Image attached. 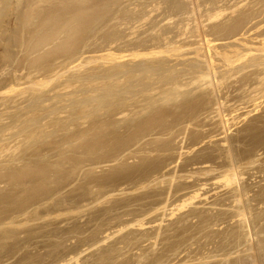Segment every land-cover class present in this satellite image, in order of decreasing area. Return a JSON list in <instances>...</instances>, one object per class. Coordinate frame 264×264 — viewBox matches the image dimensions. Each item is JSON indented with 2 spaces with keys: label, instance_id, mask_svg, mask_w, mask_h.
Returning <instances> with one entry per match:
<instances>
[{
  "label": "rangeland",
  "instance_id": "obj_1",
  "mask_svg": "<svg viewBox=\"0 0 264 264\" xmlns=\"http://www.w3.org/2000/svg\"><path fill=\"white\" fill-rule=\"evenodd\" d=\"M2 1L6 6V0ZM191 2L21 0V8L4 6L0 17L7 16H2L4 21L0 18V24L12 32L8 29V35L3 31L7 37L2 36L0 26V264H252L255 259L264 264V52L260 51L264 49V0H248L245 6L236 5L239 8L233 0L234 8L218 18L212 14L216 7H223V0H202L204 7L196 14L204 18L199 21H204L212 41L209 53L199 32L195 33L202 24L195 20L198 15ZM252 18L247 29L254 28L240 37H246L244 43L251 39L254 51L247 53L242 47L247 54L241 57L243 42L226 38L231 33L224 25ZM45 38L59 42L50 46ZM227 39L241 52L230 49ZM169 44L176 45L171 52ZM163 47L168 48L167 54ZM149 49L158 51L156 60L154 55H144ZM134 50L139 55H131ZM110 52L115 53L111 61ZM228 52L233 63L225 60ZM125 54L129 56L122 57ZM204 54L216 61L215 80L201 74L209 71ZM221 54H227L223 60L233 67L224 65ZM254 60L258 66L255 62L251 66ZM145 62L154 64L149 66L155 74L157 65L173 74L163 70L165 74L159 71V76H153L143 68ZM139 69L144 71L141 78L135 77ZM147 74L153 78L149 75L146 80ZM166 74L169 79L163 83L160 77ZM36 78L49 84L38 86ZM177 81L182 90L174 86ZM108 83L113 96L106 93L111 90ZM141 83H151L152 88ZM101 93L108 97L102 100ZM94 94L100 96L96 101H92L98 96ZM98 100L104 104L98 107ZM218 100L223 102L221 108ZM222 111L229 119L223 125ZM230 160L242 175L239 185L225 182ZM237 196L244 197L243 208ZM234 200L240 201L239 206ZM243 209L247 216L239 217Z\"/></svg>",
  "mask_w": 264,
  "mask_h": 264
},
{
  "label": "bare ground",
  "instance_id": "obj_2",
  "mask_svg": "<svg viewBox=\"0 0 264 264\" xmlns=\"http://www.w3.org/2000/svg\"><path fill=\"white\" fill-rule=\"evenodd\" d=\"M41 1H42V0H41ZM70 1H71V0H70ZM187 1H188V0H187ZM190 1H192V2H191V3H192V6H191L192 8H191V9H192V11L195 12L194 15H198L199 13H198V14H196V13L199 12V10H200L199 8L203 9V7H204L203 4H202V2H201L202 0H201V1H200V0H190ZM213 1H214V0H213ZM225 1H226V0H223V5L220 4V5H222L223 7H221V8H220V7H216V8L214 9V10H215V11H214L215 13L212 14V16H213L214 18H218L220 15H221V17H222V13H223V12L228 11V12H225V13H229V9L232 10V9L234 8V7L231 8V6H230V3H232L233 0H227L226 2H225ZM236 1H237V2L235 3V6H236V5H237V6H238V5H239V6H240V5L242 6V4H243V6H245L244 3H246V1H248V0H236ZM251 1H252V0H251ZM256 1H257V0H256ZM5 2H7V3H6V6H5V5H4V6H5L7 9H10L11 7H12L11 9H15L17 6L20 5L21 0H6ZM22 2H23V1H22ZM33 2H34V1H33ZM44 2H45V1H44ZM79 2H81V1H79ZM84 2H85V1H84ZM84 2H83V3H84ZM157 2H158V1H157ZM200 2H201L202 5L200 4ZM209 2H210V1H209ZM0 3H1V5L3 6L4 3H3L2 0H1ZM2 3H3V4H2ZM36 3H37V2H36ZM38 3H39V2H38ZM48 3H49V2H48ZM219 3H220V2H219ZM221 3H222V2H221ZM21 4L23 5V3H21ZM57 4H58V3H57ZM134 4H135V3H134ZM159 4H160V3H159ZM189 4H190V2H189ZM208 4H209V3H208ZM217 4H218V3H217ZM22 5H20L19 7L21 8ZM187 5H188V4H187ZM249 5H250V4H249ZM251 5H252V4H251ZM4 6H3V7L0 6V8H2V11H1V9H0V12L5 11V10H3V9H4ZM152 6H153V5H152ZM160 6H163V5H160ZM208 6H209V5H208ZM217 6H218V5H217ZM232 6H233V5H232ZM237 6H236V7H237ZM236 7H235V8H236ZM6 8H5V9H6ZM91 8H92V7H91ZM206 8H207V7H206ZM237 8H239V7H237ZM252 8H253V7H252ZM255 8H256V7H255ZM262 8H263V6H262ZM7 9H6V10H7ZM11 9H10V10H11ZM17 9H18V8H17ZM43 9H44V8H43ZM245 9H246V8H245ZM20 10H21V9H20ZM20 10H19V11H20ZM159 10H160V9H159ZM234 10H235V9H234ZM252 10H253V9H252ZM8 11H9V10H8ZM19 11H18V12H19ZM81 11H82V10H81ZM190 11H191V10H190ZM241 11H242V10H241ZM6 12H7V11H6ZM6 12H4V14H6ZM9 12H11V11H9ZM20 12H21V11H20ZM71 12H72V11H71ZM152 12H153V11H152ZM170 12H171V11H170ZM230 12H231V11H230ZM233 12H234V11H233ZM79 13H80V12H79ZM167 13H168V12H167ZM188 13H190V12H188ZM188 13H187V14H188ZM191 13H192V12H191ZM191 13H190V15H191ZM211 13H213V12H211ZM211 13H210V14H211ZM7 14H8V13H7ZM13 14H14V10H13ZM15 14H16V13H15ZM86 14H87V13H86ZM179 14H180V13H179ZM232 14H233V13H232ZM10 15H11V13H10ZM10 15H9V16H10ZM77 15H78V14H77ZM177 15H178V14H177ZM208 15H209V14H208ZM208 15H207V16H208ZM223 15H224V14H223ZM230 15H231V14H230ZM2 16H4V15H2ZM2 16H1V17H2ZM5 16H7V15H5ZM5 16H4V17H5ZM50 16H51V15H50ZM80 16H81V13H80ZM202 16H203V15H202ZM256 16H258V15H256ZM256 16L253 17V18H254V19L257 18ZM1 17H0V18H1ZM55 17H57V16H55ZM69 17H70V16H69ZM171 17H172V16H171ZM209 17H211V16L209 15ZM230 17H231V16H230ZM5 18H6V17H5ZM5 18H4V19H5ZM27 18H28V17H27ZM30 18H31V17H30ZM200 18H201V19H204L203 17H200V16L198 15V16L195 18V20H196V19L198 20V24H199V22H201L199 25L202 24V27L200 26V28H202V29H200L199 26H197V23H195V28H196V26H197V29H199L197 32L195 31V33H198V32H199L198 35H200L201 38H200L199 36H198V37L200 38V40H202V41L204 42L205 45H204L203 43H199V44H202V46L204 45L203 48H204V49L206 48L207 53H209V50H211V52H212V48H210V47H212V46L209 45V43H208V42H210L211 40H209V38H210L209 36H208L209 38H207V34H206V30H205V29H207V27L204 26V21H203V22H202V20L199 21ZM205 18H206V17H205ZM211 18H212V17H211ZM253 18H252V19H249V21H248V20H244V21L241 20V21H238L237 24H235V25L232 24V25L227 26L226 24L224 25V23H221V24H219V26L224 25V29L227 27V31H228L229 33H231V35H230L229 37H226V36H225V37H226V38H229V40L232 39L233 41H234V40L242 41V39H243V41L245 42V41H248L247 39L245 40L246 37H245V38H242V37H240V36H243V37L246 36L247 33H250V32H251V29L254 28V27H253V28L247 29V26H249V24H250V22L253 20ZM2 19H3V17H2ZM4 19H3V21H4ZM44 19H45V18H44ZM47 19H48V18H47ZM171 19H172V18H171ZM186 19H187V18H186ZM227 19H228V17H227ZM227 19H226V20H227ZM13 20H14V19H13ZM35 20H36V19H35ZM50 20H51V19H50ZM71 20H72V19H71ZM76 20H77V19H76ZM167 20H168V19H167ZM195 20H194V22H195ZM30 21H31V20H30ZM67 21H68V20H67ZM212 21H213V20H212ZM228 21H229V20H228ZM1 22H2V21H1ZM26 22H27V21H26ZM52 22H54V20H52ZM56 22H57V21H56ZM65 22H66V21H65ZM72 22H73V21H72ZM181 22H182V21H181ZM184 22H185V21H184ZM186 22H187V21H186ZM191 22H192V21H191ZM206 22H207V21H206ZM28 23H29V22H28ZM32 23H33V22H32ZM60 23H61V22H60ZM251 23H253V21H252ZM49 24H50V23H49ZM65 24H66V23H65ZM189 24H190V23H189ZM189 24H188V25H189ZM193 24H194V23H193ZM258 24H259V23H258ZM27 25H28V24H27ZM43 25H44V24H43ZM54 25H55V24H54ZM67 25H68V24H67ZM73 25H74V24H73ZM186 25H187V24H186ZM205 25H206V24H205ZM253 25H254V24H253ZM256 25H257V24H256ZM0 26L2 27V24H0ZM3 26H4V23H3ZM41 26H42V25H41ZM203 26H204V27H203ZM1 27H0V28H1ZM13 27H14V26H13ZM46 27H47V26H46ZM51 27H53V25H52ZM65 27H66V26H65ZM183 27H184V26H183ZM256 27L258 28V26H256ZM6 28H7V27H6ZM6 28H5V29H6ZM15 28H17V27H15ZM190 28H191V27H190ZM195 28H194V29H195ZM204 28H205V29H204ZM213 28L215 29V27H213ZM213 28H212V29H213ZM1 29H2V34H3V35H2V34H0V35L4 36V35H5V33H3V31H4L3 29H4V28L2 27ZM8 29H10V28H8ZM8 29H7V30H8ZM28 29H29V28H28ZM58 29H59V28H58ZM72 29H73V26H72V28H71L70 30H72ZM192 29H193V28H192ZM197 29H196V30H197ZM228 29H229V30H228ZM255 29H256V28H255ZM255 29H254V30H255ZM7 30L4 31V32H6V34H7V32H8ZM14 30H15V29H14ZM0 31H1V30H0ZM10 31H11V29H10ZM10 31H9V32H10ZM36 31H37V29H36ZM47 31H48V30H47ZM53 31H54V30H53ZM72 31H73V30H72ZM72 31H71V32H72ZM185 31H186V30H185ZM252 31H253V30H252ZM11 32H12V31H11ZM14 32H15V31H14ZM37 32H38V31H37ZM40 32H41V31H40ZM63 32H64V30H63ZM186 32H187V31H186ZM15 33H16V32H15ZM48 33H49V32H48ZM56 33H57V32H56ZM64 33H65V32H64ZM8 34H9V33H8ZM8 34H7V35H8ZM67 34H68V33H67ZM67 34H66V35H67ZM71 34H72L71 36H73V33H71ZM226 34H227V33H226ZM58 35H59V34H58ZM182 35H183V34H182ZM186 35H187V34H186ZM189 35H190V34H189ZM209 35H210V34H209ZM218 35H219V34H218ZM259 35H260V34H259ZM5 36H6V35H5ZM10 36H11V35H10ZM35 36H36V35H35ZM46 36H47V35H46ZM261 36H263V35L261 34ZM6 37H7V36H6ZM6 37H5V38H6ZM38 37H39V36H38ZM38 37H37V39H39ZM41 37H42V36H41ZM44 37H45V36H44ZM49 37H50V36H49ZM52 37H53V35H52ZM52 37H50V40H51ZM57 37H60V36H57ZM180 37H181V36H180ZM3 38H4V37H3ZM11 38H12V36H11ZM14 38H15V37H14ZM71 38H72V37H71ZM168 38H169V37H168ZM181 38H182V37H181ZM220 38H221V37H220ZM220 38H219V39H220ZM226 38H225V39H226ZM0 39H1V37H0ZM8 39L10 40V38H8ZM8 39H7V40L4 39V40L8 41ZM15 39H16V38H15ZM20 39H21V38H20ZM37 39H36V41H37ZM45 39H47V38H45ZM73 39H74V38H73ZM179 39H180V38H179ZM190 39L192 40L191 37H190ZM193 39H194V38H193ZM196 39H197V38H196ZM41 40H42V39H41ZM43 40H44V39H43ZM52 40H53V39H52ZM165 40H166V39H165ZM174 40H175V39H174ZM212 40H213V39H212ZM232 40H231L230 42H232ZM250 40H251V39H250ZM250 40H249V42H246V43H244V42L242 41L243 44H242V42H241L242 46H241L239 49H241L242 47H244V49H245L244 51H246V50L248 51V50H249L247 53H249V52H251V51H254V49L252 50V45L250 44ZM256 40H257V39H256ZM258 40H259V37H258ZM38 41H39V43H40V40H38ZM53 41H54V40H53ZM53 41H52V42H51V41L49 42L48 39L46 40V42H49V45H50L51 43H52L51 45H53V44L55 45V43H56L57 41H56L55 43H54ZM64 41H65V40H64ZM215 41H216V40H215ZM227 41H228V39H227ZM238 41H237V42H238ZM12 42H13V41H12ZM33 42H35L34 39L32 40V44H33ZM58 42H59V41H58ZM58 42H57V43H58ZM60 42H61V41H60ZM65 42H66V41H65ZM153 42H154V41H153ZM153 42H152V43H153ZM158 42H159V40H158ZM164 42H165V41H164ZM211 42H212V41H211ZM213 42H214V41H213ZM216 42H217V41H216ZM228 42H229V41H228ZM230 42H229V44L227 45V46L231 47L230 49H233L232 47L237 48V46H238L237 44H233V43H230ZM252 42H253V41H252ZM261 42H264V41H261ZM1 43H2V40H1L0 44H1ZM10 43H11V41L9 42V44H10ZM26 43H27V42H26ZM28 43H29V42H28ZM36 43L38 44V42H36ZM41 43L43 44V41H41ZM143 43H144V42H143ZM165 43H166V42H165ZM167 43H168V42H167ZM170 43H173V42H170ZM239 43H240V42H239ZM6 44H7V42H6ZM6 44H5V46H6ZM18 44H21V43L18 42ZM30 44H31V43H30ZM30 44H29V45H30ZM44 44H45V43H44ZM47 44H48V43H47ZM47 44H46V46H49V45H47ZM60 44L62 45V42H61ZM63 44H64V42H63ZM67 44H69V43H67ZM70 44H72V43H70ZM70 44L67 45V47L70 48V47H71ZM146 44H147V43H146ZM156 44H157V42H156ZM162 44H164V43H162ZM177 44H178V43H177ZM212 44H213V43H212ZM7 45H8V44H7ZM11 45H12V44H11ZM40 45H41V44H40ZM51 45H50V46H51ZM61 45H60V46H61ZM65 45H66V43H65ZM159 45H160V44H159ZM166 45L168 46V44H166ZM169 45H170V44H169ZM189 45H190V44H189ZM195 45H196V44H195ZM195 45H194V47H195ZM236 45H237V46H236ZM261 45H263V44H261ZM33 46H34V49H35V47H37V45H36L35 43H34V45H32V48H33ZM43 46H44V45H43ZM55 46H57V45H55ZM62 46H63V45H62ZM154 46H156V45H154ZM170 46H171V48H172V47H175L176 45H175V46H174V45L172 46V44H171ZM170 46H169V47H170ZM196 46H198V45H196ZM14 47H15V46H14ZM16 47H17V46H16ZM38 47H39V46H38ZM41 47H42V46H41ZM140 47H141V46H140ZM145 47H146V46H145ZM159 47H161V46H159ZM6 48H7V46H6ZM12 48H13V47H12ZM48 48H50V47H48ZM51 48H53V47H51ZM51 48H50V49H51ZM71 48H72V47H71ZM143 48H144V47H143ZM147 48H148V47H147ZM151 48H153V47H151ZM171 48H169V49H170V50H169L168 48H164V47H163V49H165V51L168 49V51H170V52L173 51V48H172V50H171ZM179 48H181V45L178 46V49H179ZM213 48H214V46H213ZM215 48H217V47H215ZM215 48H214V49H215ZM14 49H16V48H14ZM18 49H19V48H18ZM27 49H28V48H27ZM44 49H45V47H44ZM44 49H43V51H45ZM50 49H49V50H50ZM62 49H63V48H62ZM64 49H66V48H64ZM138 49H140V48H138ZM158 49H159V48H157V50H158ZM222 49H225V48H222ZM227 49L229 50V48H227ZM239 49H233V51H234V50L237 51V50H239ZM9 50H10V49H9ZM31 50H32V49H31ZM51 50H52V49H51ZM58 50H60V49L58 48ZM66 50H67V49H66ZM68 50H71V49H68ZM136 50H137V49H136ZM152 50H153V49H152ZM155 50H156V49H155ZM157 50H156V51H150V49H149V52H146V51L144 50V52H145L144 55H147V57H148V55H151V56H152V55H154L155 53L158 54V51H157ZM159 50H160V49H159ZM179 50H180V49H179ZM202 50H203V49H202ZM218 50H219V49H218ZM26 51H27V50H26ZM35 51H37V50H35ZM47 51H48V50H47ZM52 51H53V50H52ZM56 51H57V49H56ZM147 51H148V50H147ZM165 51L163 50V54H164ZM168 51H166L165 54H167ZM174 51H177V49L175 48ZM216 51H217V49H215V52H216ZM225 51H227V50L225 49ZM230 51H231V50H230ZM241 51H243V50L241 49ZM241 51H237V52H241ZM244 51H243V52H244ZM260 51H261V52H262V51L264 52V49H263V50H260ZM37 52H38V51H37ZM37 52H36V53H37ZM40 52H42V50H40ZM40 52H39V54H40ZM50 52H51V51H50ZM50 52H49V53H50ZM57 52H58V51H57ZM62 52H63V51H62ZM106 52H107V51H106ZM133 52H135V53H133ZM133 52H132L133 54H131V55H134V56L139 55V54H138L139 50H138V51H135V50H134ZM136 52H137V53H136ZM141 52L143 53V51H141ZM159 52H160V51H159ZM170 52H169V53H170ZM213 52H214V50H213ZM220 52L222 53V51H220ZM237 52H235V53H237ZM9 53H10V52H9ZM14 53H15V50H14ZM14 53L12 52V54H14ZM18 53H19V52H18ZM27 53H29V52H27ZM60 53H61V52H60ZM66 53H67V52H66ZM68 53H69V51H68ZM112 53H113V52H112ZM112 53L110 52V53H107L108 56L106 55L107 57H109V59H108L109 61H111V60H110V59L112 58L111 55L113 56V55L115 54V53H113V54H112ZM130 53H131V52H130ZM161 53H162V51H161ZM204 53H206V52L204 51ZM207 53H206V54H207ZM216 53L219 54V51L216 52ZM223 53H225L224 50H223ZM228 53H229V52H228ZM228 53H227V54H228ZM244 53H245V52H244ZM247 53H245V54L242 55L241 57L245 56ZM251 53H252V52H251ZM10 54H11V53H10ZM10 54H9V55H10ZM12 54H11V56H12ZM23 54H24V53H23ZM29 54H30V53H29ZM33 54H35V53H33ZM44 54H45V53H44ZM46 54H48V53H46ZM46 54H45V55H46ZM53 54H54V53H53ZM123 54H124V53H123ZM157 54H155V55H157ZM170 54H171V53H170ZM170 54H169V56H170ZM184 54H185V53H184ZM206 54H204V55H205L204 57H206ZM218 54H216V55H218ZM227 54H226V55H227ZM229 54H230V53H229ZM242 54H243V53H242ZM261 54H262V53H261ZM7 55H8V53H7ZM16 55L18 56L19 54H16ZM40 55H41V54H40ZM42 55H43V54H42ZM109 55H110V56H109ZM116 55L119 56L120 54H116ZM121 55H122V54H121ZM126 55H127V54H125V56H122V57H126ZM155 55L153 56V57H155L154 60H156V56H155ZM160 55H161V54H160ZM172 55H173V54H172ZM208 55H209V54H208ZM208 55H207V56H208ZM213 55H214V53L212 54V56H213ZM221 55L223 56L224 54H221ZM226 55H224V56H226ZM240 55H241V54H240ZM240 55H239V56H240ZM248 55H249V54H248ZM254 55H255V54H254ZM43 56H44V55H43ZM67 56H68V55H67ZM106 56H105L104 58H106ZM127 56H129V54H128ZM141 56H142V55H141ZM176 56H177V55H176ZM179 56H181V55H179ZM182 56H183V54H182ZM212 56H211V54H210V57H212ZM224 56L221 57L222 60L224 59ZM229 56H231V54L228 55L227 58L225 57V60L228 59L231 63H233V62L229 59ZM239 56H237V57H239ZM15 57H16V56H15ZM110 57H111V58H110ZM120 57H121V56H120ZM120 57H119V58H120ZM122 57H121V58H122ZM142 57H143V56H142ZM142 57H141V58H142ZM147 57H146V59H147ZM149 57H150V56H149ZM157 57H159V55H158ZM161 57L163 58V56H161ZM210 57H209V58H210ZM213 57H214V56H213ZM213 57H212V58H213ZM217 57L219 58V56H216L215 58L218 59ZM262 57H263V56H261V58H262ZM5 58H7V57H5ZM9 58L11 59V57H9ZM27 58H28V57H27ZM34 58H35V57H34ZM40 58H42V57H40ZM43 58H45V57H43ZM71 58H72V57H71ZM114 58H115V59H118V57H115V56H114ZM114 58H113V60H115ZM121 58H120V59H121ZM135 58H136V57H135ZM139 58H140V57H139ZM151 58H152V57H151ZM162 58H161V59H162ZM164 58H165V56H164ZM206 58H207V57H206ZM234 58H236V57H234ZM239 58H240V57H239ZM261 58H260V59H261ZM10 59H9V60H10ZM13 59H14V56H13ZM50 59H51V58H50ZM159 59H160V58H159ZM170 59H171V58H170ZM170 59L168 58V61H169ZM213 59H214V58H213ZM231 59L234 60L233 57H232ZM251 59H252V58H251ZM43 60H44V59H43ZM147 60H148V59H147ZM147 60H145V61H147ZM150 60H151V59H150ZM150 60H148V61L150 62ZM166 60H167V59H166ZM171 60H172V59H171ZM184 60H185V59H184ZM208 60H209V59L207 58V61H208ZM236 60H237V58H236ZM252 60H253V59H252ZM255 60H256V59H255ZM255 60L252 62V64L250 63L251 66L257 65L256 62H255ZM261 60L264 61V57H263V59H261ZM33 61H34V60H33ZM40 61H41V60H39V62H40ZM151 61H152V60H151ZM162 61H163V60H162ZM162 61H161V62H162ZM168 61H166V62H168ZM220 61H221V60H220ZM220 61H219V62H220ZM223 61H224V60H223ZM223 61H222V62H223ZM229 61H228V62H229ZM258 61H259V59H258ZM41 62H42V61H41ZM69 62H70V61H69ZM141 62L143 63L144 60H143V61L141 60ZM149 62H147V63H149ZM158 62H159V61H158ZM169 62H170V61H169ZM211 62H212V63H211ZM213 62H214V64L216 63V61H212L211 58H210L209 62L207 63V64H209V66H207V68H209V71H208V72H209L210 74H208V72H207V74L203 73V71H204V70H203V71L201 72V74H202L203 76L208 77V75H209V76L211 75V77H213V75L217 73V72L214 73L215 66H214ZM217 62H218V61H217ZM224 62H225V61H224ZM230 62H229L228 64H230ZM234 62H235V60H234ZM254 62H255V64H254ZM138 63H139V62H138ZM147 63L145 62L146 65L143 64V65H144L143 68H145V70H147L148 73H149V71H150V72L153 74V76H154V75L157 76V75H158V72H159V71H160V72H161V71L163 72V70H166V72L168 73V70L165 68V67H167L166 65H164V68H165V69H163V67H160V68H161V70H160V69L158 68V65L155 64V65H157L156 68L159 70V71H157V74H155L156 72L153 73L154 70L151 71L152 69H151V67H150V66H152V68H153V65H154V64H153V65H151V64H148V65H147ZM152 63H154V62L152 61ZM155 63H157V62L155 61ZM162 63H165V62L163 61ZM170 63H171V62H170ZM261 63H262V62H261ZM263 63H264V62H263ZM228 64H226V62H225L224 65H226V66H228V67H233V66H232L233 64H231V66H229ZM253 64H254V65H253ZM259 64H260V61H259L258 65H259ZM7 65H8V64H7ZM44 65H45V64H44ZM137 65H140V64H137ZM149 65H150V66H149ZM160 65L163 66L161 63H160ZM169 65H170V64H169ZM169 65H168V66H169ZM215 65H217V64H215ZM258 65H257V66H258ZM46 66H47V65H46ZM175 66H176V65H175ZM226 66H225V67H226ZM259 66H261V65H259ZM3 67H4V66H3ZM37 67H38V66H37ZM37 67H36V68H37ZM120 67H121V66H120ZM138 67H139V66H138ZM138 67H137V68H138ZM148 67H149V68H148ZM216 67H217V66H216ZM219 67H220V66H219ZM219 67H217L216 69H218ZM242 67H244V66H242ZM262 67H263V66H262ZM56 68H57V67H56ZM114 68H116V67L114 66ZM123 68H124V67H123ZM139 68H140V67H139ZM207 68H206V69H207ZM222 68H223V67H222ZM258 68H259V67H258ZM2 69H3V68H2ZM110 69H111V68H110ZM170 69H171V68L169 67V71H171ZM248 69H249V67H248ZM250 69H251V68H250ZM4 70H5V69H4ZM4 70H3V71H4ZM30 70H31V69H30ZM33 70H34V69H33ZM155 70H156V69H155ZM195 70H196V69H195ZM243 70H246V69L243 68ZM24 71H25V70H24ZM57 71H58V69L56 70V73H57ZM125 71H126V70H125ZM134 71H135V70H134ZM134 71H133V72H134ZM138 71H140V73L137 72L138 74L135 75V77H137V76L139 77V76H141V75H139V74L144 73V71H142V70H140V69H139ZM141 71H142V72H141ZM147 71H145V72H147ZM176 71H177V70H176ZM246 71H247V70H246ZM41 72H42V69H41ZM113 72H115V71L113 70ZM116 72H117V71H116ZM122 72L124 73V70H123ZM160 72H159V73H160ZM0 73H1V72H0ZM21 73H22V72H21ZM36 73H37V72H36ZM119 73H121V71H119ZM125 73H126V72H125ZM130 73H131V72H130ZM163 73L165 74V72H163ZM170 73H171V72H170ZM170 73H168V74L170 75ZM213 73H214V74H213ZM238 73H239V72H238ZM32 74H33V72H32ZM54 74H55V71L53 70V75H54ZM57 74H58V73H57ZM88 74H89V73H88ZM134 74H135V73H134ZM152 74H149V75L152 76ZM161 74H162V73H161ZM168 74H166V75H168ZM172 74H173V73H171V75H172ZM212 74H213V75H212ZM220 74H221V73H220ZM241 74H242V73H241ZM263 74H264V73H263ZM1 75H2V74H1ZM114 75H118V73H117V74L114 73ZM149 75H148V74L146 75V77H145L146 80H147V78H148ZM166 75H165V78H164V75H163V76L160 75V76H161L160 78L162 79V82H163V83H164V82L166 83V80L168 81V79H169V78L166 79L167 77H169V75H168V76H166ZM171 75H170V76H171ZM216 75H218V73H217ZM27 76H28V75H27ZM103 76H104V75H103ZM112 76H113V75H112ZM133 76H134V75H133ZM142 76H145V75H142ZM151 76H149V78H150ZM153 76H152L151 78H153ZM158 76H159V75H158ZM174 76H175V74H174ZM180 76H181V75H177L176 78H175V80H177V79L179 80ZM200 76H201V75H200ZM214 76H215V75H214ZM233 76H234V75H233ZM236 76H237V75H236ZM261 76H262V75H261ZM55 77H56V74H55ZM162 77L164 78V80H163ZM178 77H179V78H178ZM211 77H210V78H211ZM221 77H222V76H221ZM25 78H26V77H25ZM139 78H141V77H139ZM143 78H144V77H143ZM143 78H142L141 80L139 79L140 82H141L142 80H143V81L145 80V78H144V79H143ZM154 78H155V77H154ZM156 78H157V77H156ZM173 78H174V77L172 76V78H170V80L173 79ZM199 78H200V77H199ZM201 78H203V77H201ZM263 78H264V77H263ZM27 79H28V78H27ZM38 79H39V78H38ZM38 79L36 78L35 80H37L36 82L39 83L40 85L37 84V83H35V81H33V83L37 84L38 86H41V83L45 82V81H44L45 79H42L43 82H41L42 80L40 81L41 77H40L39 80H38ZM51 79L54 80L53 77L50 78V76H49V80H50V81H52ZM187 79H188V78H187ZM191 79H192V78H191ZM205 79H206V78H205ZM212 79H214V77H213ZM212 79H211V80H212ZM261 79H262V78H261ZM15 80H18V79H15ZM46 80H48V78H46ZM49 80H48V81H49ZM113 80H114V79H113ZM136 80H137V82L139 81L138 79H136ZM151 80H152V79H151ZM154 80H156V79H154ZM154 80H152V81H154ZM157 80H158V79H157ZM170 80H169V81H170ZM175 80H174V81H175ZM189 80H190V79H189ZM194 80L197 82V78H195ZM203 80H204V78H203ZM211 80L209 79V82H211ZM214 80H215V79H214ZM220 80H221V79H220ZM225 80H226V79H225ZM21 81H23V80H21ZM31 81H32V80H31ZM38 81H39V82H38ZM48 81H47V83H48ZM50 81H49V82H50ZM111 81H112V80H111ZM149 81H150V79H149ZM160 81H161V80H160ZM174 81H172V83H174ZM212 81H213V80H212ZM216 81H217V80H216ZM216 81H215V82H216ZM243 81H244V80H243ZM263 81H264V80H262V82H263ZM40 82H41V83H40ZM137 82H136V83H137ZM140 82H139V83H140ZM155 82H156V81H155ZM155 82H151V83H155ZM157 82H158V81H157ZM175 82H176V81H175ZM196 82L193 81V84H195ZM198 82H199V80H198ZM200 82H201V81H200ZM205 82H206V81H205ZM215 82H214V84H216ZM217 82H218V81H217ZM219 82H220V81H219ZM45 83H46V82H45ZM71 83H72V86H73L74 83H73V82H71ZM80 83H81V82H80ZM94 83H95V82H94ZM104 83H105V82H104ZM151 83H150V84H151ZM43 84H44V83H43ZM43 84H42V85H43ZM48 84H49V83H48ZM48 84H44V85L46 86V85H48ZM68 84H70V83H67V85H68ZM105 84H107V83H105ZM141 84H142V83H141ZM145 84H146V83H145ZM150 84H147L148 86L142 84V86H143V88H144V87L149 88V85H150ZM167 84H168V83H167ZM175 84H176V85H174V86L177 87L176 89H180V90L183 89V87H178V85L181 86V83H178V81H177V83H175ZM186 84H187V83H186ZM186 84H185V85H186ZM208 84H209V83H208ZM211 84H213V83H211ZM217 84L219 85V83H217ZM258 84L262 85L261 83H258ZM26 85H27V84H26ZM26 85H25V86H26ZM70 85H71V84H70ZM70 85H69V86H70ZM77 85H78V84H77ZM182 85H183V84H182ZM185 85H183V86H185ZM13 86H14V85H13ZM21 86H22V85H21ZM31 86H32V85H31ZM69 86H68V89H69ZM72 86H70V88H72ZM80 86H81V85H80ZM91 86H92V85H91ZM93 86H94V85H93ZM97 86H98V85H97ZM108 86H110L109 83H108L107 87H108ZM135 86H136V85H135ZM137 86L139 87L140 85H138V83H137ZM142 86H141V87H142ZM166 86H167V85H166ZM190 86H191V85H190ZM204 86H205V85H204ZM206 86H208V85L206 84ZM212 86H213V85H212ZM78 87H79V86H78ZM104 87H105V85H103V87H102L103 89H102V90L105 91L106 89H104ZM107 87H106V88H107ZM202 87H203V86H202ZM60 88H61V87H60ZM62 88H63V86H62ZM73 88H74V86H73ZM80 88H82V87H80ZM89 88H90V87H89ZM108 88H110V87H108ZM108 88H107V89H108ZM147 88H146V89H147ZM150 88H152V87L150 86ZM150 88H149L148 90H150ZM173 88H174V87H173ZM214 88H215V87H214ZM57 89H58V88H57ZM65 89H66V88H65ZM110 89H111V88H110ZM136 89H137V88H136ZM9 90H10V89H9ZM66 90H67V89H66ZM139 90H140V89H139ZM154 90H155V89H154ZM211 90H212V89H211ZM2 91H3V90H2ZM56 91H57V90H56ZM73 91H74V90H73ZM73 91H72V92H73ZM84 91H85V90H84ZM84 91H83V92H84ZM91 91H92V90H91ZM98 91H99V90H98ZM100 91H101V90H100ZM106 91H107V90H106ZM108 91H109V89H108ZM108 91H107L106 93H108V94H109V93H110V94H111V93L114 94V93L112 92V89L110 90V92H108ZM140 91H142V90H140ZM143 91H144V89H143ZM145 91H146V90H145ZM155 91H157V90H155ZM177 91H178V90H177ZM212 91H213V90H212ZM24 92H25V91H24ZM75 92H76V91H75ZM75 92L72 93V94H75ZM150 92H151V91H150ZM152 92H153V91H152ZM178 92H179V91H178ZM178 92H175V93L173 92L174 95H176L177 98L179 97V96H177V95L179 94ZM193 92H194V91H193ZM262 92H263V91H262ZM47 93H48V92H47ZM52 93H53V92H52ZM86 93H87V92L85 91V95H86ZM93 93H95V92H93ZM96 93H97V92H96ZM104 93H105V92H104ZM106 93H105V94H106ZM147 93H148V92H147ZM173 93H172V94H173ZM176 93H177V94H176ZM182 93H183V92H182ZM216 93H217V91H216ZM26 94H27V93H26ZM87 94L90 95L89 93H87ZM98 94L100 95V93H98ZM98 94H97V95H98ZM101 94H102V93H101ZM110 94H109V96H110ZM112 94H111V96H113ZM148 94H149V93H148ZM183 94H184V93H183ZM212 94H213V93H212ZM261 94H262V93H261ZM22 95H23V94H22ZM24 95H25V94H24ZM69 95H71V94H68V96H69ZM94 95L97 96L96 94H94ZM99 95H98L97 97H95V98L93 97L92 101H96V99H98V97H100ZM140 95H141V94H140ZM149 95H150V94H149ZM159 95H160V94H159ZM159 95H158V96H159ZM181 95H182V94H181ZM181 95H180V96H181ZM184 95L186 96V94H184ZM55 96H56V95H55ZM73 96H75V95H71L70 97L73 98ZM83 96H84V95H83ZM102 96L105 97L106 95H103V94H102V95H101V98H102ZM156 96H157V95H156ZM168 96H169V94H168ZM168 96H166V97L168 98ZM53 97H54V95H53ZM57 97H58V96H57ZM66 97H67V96H66ZM89 97H91V96H87V97H85V98H89ZM107 97H108V96H107ZM107 97H105L104 100H105ZM147 97L149 98V96H147ZM166 97H164V98H166ZM169 97H170V96H169ZM171 97L174 98L175 96L171 95ZM181 97H182V96H181ZM216 97H217V96H216ZM15 98H16V97H15ZM15 98H13V99L15 100ZM79 98H80V97H79ZM79 98H77V99H79ZM167 98H166V99H167ZM177 98L174 99L175 102H176V100L180 99V97H179L178 99H177ZM218 98H219V96H218ZM218 98H217V99H218ZM3 99H4V98H3ZM34 99H35V98H34ZM75 99H76V98H75ZM80 99H81V98H80ZM80 99H79V100H80ZM99 99H100V98H99ZM140 99H141V98H140ZM140 99H139V100H140ZM149 99H150V98H149ZM151 99H152V97H151ZM161 99H162V98H161ZM168 99H170V98H168ZM81 100H82V99H81ZM81 100H80V101H81ZM83 100H84V97H83ZM102 100H103V98H102ZM158 100H159V99H158ZM172 100H173V99H172ZM174 100H173V101H174ZM224 100H225V99H224ZM59 101H60V100H59ZM59 101H58V102H59ZM77 101H78V100H77ZM77 101H76V102H77ZM156 101H157V100H156ZM162 101H164V100H162ZM162 101H161V102H162ZM178 101H179V100H178ZM50 102H51V101H50ZM97 102H98V107H99V104H101L103 101L101 102V100H98ZM130 102H131V101H130ZM159 102H160V101H159ZM171 102H172V101H170V103H171ZM61 103H63V102H61ZM68 103H69V102H68ZM73 103H74V102H73ZM167 103H169V101H168ZM221 103H223V102H221V101L219 102V100L217 101V104L219 105V107H220ZM41 104H42V103H41ZM41 104H40V105H41ZM103 104H104V103H102V105H103ZM139 104H140V103H139ZM165 104H166V102H165ZM173 104H174V103H173ZM173 104H172V105H173ZM176 104H177V103H176ZM69 105H70V104H69ZM172 105H171V106H172ZM96 106H97V105H96ZM165 106H166V105H165ZM165 106H164V107H165ZM168 106H169V105H168ZM221 106H222V105H221ZM133 107H134V106H133ZM148 107H149V106H148ZM150 107H151V106H150ZM215 107H216V106H215ZM219 107H218L217 110H223V109H219ZM30 108H31V107H30ZM220 108H221V107H220ZM222 108H223V107H222ZM38 109H39V107H38ZM6 110H7V109H6ZM40 110H41V108H40ZM37 111H38V110H37ZM42 111H43V110H42ZM149 111H150V110H149ZM166 111H167V110H166ZM47 112H48V111H47ZM138 113H139V112H138ZM221 113L223 114L224 112L222 111ZM147 114H148V113H147ZM222 114H221V116H220V113H219V116H220L221 119H222V120H219V121H221V123H222V125H223V123H224L223 121L226 120L225 122L228 123L227 120H229V119H228V118L225 119L224 114H223V115H222ZM25 116H26V115H25ZM136 116H137V115H136ZM134 117H135V116H134ZM144 117H145V116H144ZM222 117H224V118H222ZM87 118H88V117H87ZM38 119H39V118H38ZM84 119H85V118H84ZM142 119H143V118H142ZM144 119H145V118H144ZM20 120H21V119H20ZM87 120H88V119H87ZM183 120H184V119H183ZM80 121H81V120H80ZM83 121H84V120H83ZM145 121H146V120H145ZM33 122H34V121H33ZM189 122H190V121H189ZM143 123H144V122H143ZM149 124H150V123H149ZM225 124H226V123H225ZM225 124H224V126H225ZM188 126H189V124H188ZM188 126H186V127H188ZM224 126H223V127H224ZM226 126H228V125H226ZM46 127H47V126H46ZM103 127H104V126H103ZM132 127H133V126H132ZM70 128H71V127H70ZM175 129H176V128H175ZM186 129H187V128H186ZM226 129H228V128L225 127L224 130H226ZM53 130H54V129H53ZM156 130H157V129H156ZM182 130H183V129H182ZM8 131H9V130H8ZM8 131H7V132H8ZM31 131H32V130H31ZM222 131H223V130H222ZM226 131H227V130H226ZM143 132H145V131H143ZM196 132H197V131H196ZM52 133H53V132H52ZM127 133H128V132H127ZM178 133H179V132H178ZM185 133H186V132H185ZM6 134H7V133H6ZM168 135H169V134H168ZM212 135H214V134H212ZM180 136H184V135H180ZM33 137H34V136H33ZM35 137H36V135H35ZM83 137H84V136H83ZM183 138H184V137H183ZM143 139H144V138H143ZM20 140H21V139H20ZM80 140H81V139H80ZM12 143H13V142H12ZM61 147H62V146H61ZM64 147H65V146H64ZM95 147H96V146H95ZM18 148H19V147H18ZM74 148H75V147H74ZM181 149H182V147H181ZM5 150H6V148H5ZM3 151H4V150H3ZM141 151H142V150H141ZM143 152H144V151H143ZM146 152H147V151H146ZM88 154H89V153H88ZM228 154H230V153H228ZM230 155H231V154H230ZM8 157H9V156H8ZM8 157H7V158H8ZM230 158H231V156H230ZM10 161H11V160H10ZM230 161H231V160H230ZM232 162H233V163H232ZM231 163H232V165H230V166H231V168H230L231 172H230L229 170H228V171L225 170V172H227V174H226V175L224 174V175H225V182H227L228 186H229V185L234 186V184H237V183H238V180L240 179V178H239V176H240V175H239V172L237 171V170H238V169H237V168H238V165H237V168H236V167H235V163H234L233 160L231 161ZM230 166H229V167H230ZM20 167H21V166H20ZM225 168H226V167H225ZM228 169H229V168H228ZM212 171H213V170H212ZM199 172H200V171H199ZM210 172H211V171H210ZM228 172H230V173H228ZM206 173H207V172H206ZM208 173H209V172H208ZM154 175H156V174H154ZM205 175H206V174H205ZM203 176H204V175H203ZM241 176H242V175H241ZM241 176H240V177H241ZM221 177H222V176H221ZM221 177H220V178H221ZM223 177H224V176H223ZM218 178H219V177H218ZM201 183H202V182H201ZM204 183H205V182H204ZM224 184H225V183H224ZM203 185H204V184H203ZM237 185H239V183H238ZM223 186H224V185H223ZM226 186H227V185H226ZM235 187H236V186H235ZM194 189H195V188H194ZM169 190H171V189H169ZM239 190H240V189H239ZM240 191H241V190H240ZM177 192H178V191H177ZM184 192H185V191H184ZM194 192H195V191H194ZM197 192H198V191H197ZM236 192H237V191H236ZM180 193H181V192H180ZM192 193H193V192H192ZM194 194H195V193H194ZM198 194H199V192H198ZM237 194H238V193H237ZM238 195H239V194H238ZM240 195H241V194H240ZM187 196H188V195H187ZM187 196H186V197H187ZM174 197H175V196H174ZM190 197H191V196H190ZM192 197H196V196H192ZM192 197H191V198H192ZM191 198H190V199H187V200H192ZM199 198H200V197H199ZM236 198H237V199L240 198L239 200L241 201V204H242V202H243L242 200H243L244 197L241 199V197L237 196ZM236 198H235V199H236ZM195 199H196V198H194V200H195ZM181 200H182V199H181ZM185 200H186V199H185ZM240 201H239V202H240ZM165 202H166V201H165ZM187 202H189V201H186V203H187ZM192 202H193V201H192ZM234 202H235V204H238V203H239L238 200H237V201L234 200ZM181 203H182V201H181ZM186 203H184V204H186ZM179 204H180V202H179ZM239 204H240V203H239ZM239 204H238V206H239ZM187 205L190 206L189 204H186L185 206H187ZM157 206H158V205H157ZM164 206H165V204H164ZM164 206H163V208H164ZM182 206H183V205H182ZM243 206H244V203L242 204V208H243ZM180 207H181V206H180ZM183 207H184V206H183ZM245 207H246V206H245ZM245 207H244V209H245ZM159 208H162V207H159ZM165 208H166V207H165ZM242 208H241V209H242ZM157 209H158V208H157ZM177 209H179L178 206H177ZM180 209H181V208H180ZM180 209H179V210H180ZM234 209H235V208H234ZM244 209H243L242 212L239 214V217H240V216L242 217L243 215H244V216L246 215L245 212H247V211H246V210L244 211ZM164 210H165V209H164ZM166 210H167V209H166ZM154 211H156V210H154ZM171 211H172V210H171ZM238 211H241V210L238 209ZM167 212H169V210H168ZM176 212H180V211H176ZM151 213H152V212H151ZM170 214H171V213H170ZM173 214H176V213L173 212ZM147 215H148V214H146L145 216H147ZM152 215H153V214H152ZM163 215H164V213L162 214V216H163ZM145 216H142V217L144 218ZM164 216H165V215H164ZM168 216H169V215H168ZM168 216H167V217H168ZM173 216H174V215H173ZM173 216H172V217H173ZM246 216H247V215H246ZM22 217H23V216H22ZM169 217H170V216H169ZM158 218H159V217H158ZM248 218H249V217H248ZM138 219L140 220V218H138ZM138 219H137V221H138ZM235 219H237V218H235ZM242 219H243V218H242ZM245 219H246V218H244V220H245ZM244 220H243V221H244ZM137 221H136V222H137ZM247 221H248V220H247ZM3 222H4V221H3ZM136 222H134V223H136ZM144 222H145V221H144ZM157 222H159V221H157ZM162 222H163V221H162ZM260 222H261V221H260ZM132 223H133V222H132ZM132 223H130V224H132ZM246 223H247V222L245 221L244 224H246ZM139 224H140V223H139ZM157 224H158V223H157ZM132 225H133V224H132ZM134 225H135V224H134ZM1 226H2V225H1ZM125 226H126V225H125ZM128 226H129V225H128ZM138 226H139V225H138ZM244 226H245V225H244ZM139 227H140V226H139ZM143 227H144V226H143ZM245 227H246V226H245ZM120 228H121V227H120ZM126 228H127V226H126ZM117 229H118V228H117ZM113 230H115V229H113ZM113 230H112V231H113ZM120 230H121V229H120ZM158 231H159V230H158ZM105 232H106V231H105ZM119 232H120V231H119ZM117 233H118V232H117ZM106 234H107V233H106ZM106 234H105V235H106ZM115 234H116V233H115ZM111 235H112V234H111ZM248 235H249V234H248ZM110 237H111V236H110ZM106 239H107V238H106ZM104 240H105V239H104ZM156 240H157V239H156ZM106 241H107V240H106ZM102 242H103V241H102ZM104 242H105V241H104ZM98 244H99V243H98ZM93 247H94V246H93ZM95 247H96V246H95ZM250 247H251V246H250ZM85 248H86V247H85ZM245 248H246V247H245ZM252 248L254 249L253 246H252ZM250 249H251V248H250ZM255 250H256V249H255ZM255 250H254V251H255ZM238 252H239V251H238ZM238 252H237V253H238ZM204 253H206V251H205ZM253 253H255V252H253ZM82 254H83V253H82ZM79 255H81V253H80ZM79 255H78V256H79ZM255 255H256V254H255ZM72 256H73V255H72ZM143 256H144V255H143ZM199 256H200V255H199ZM257 256H258V255H257ZM70 257H71V256H70ZM70 257H69V258H70ZM178 257H179V256H178ZM226 257H228V255H227ZM75 258H76V257H75ZM77 258H78V257H77ZM77 258H76V259H77ZM179 258H180V257H179ZM255 258H257V257L255 256ZM255 258H254V259H255ZM201 259H202V258H201ZM254 259H253V260H254ZM70 260H71V259H70ZM78 260H79V259H78ZM78 260H77V261H78ZM190 260H192V259H190ZM77 261H76V262H77ZM175 261H177V260H175ZM185 261H186V260H185ZM255 261H256V259L253 261L252 264H258V263L255 262ZM257 261H258V259H257ZM64 262H65V261H64ZM64 262H63V263H64ZM78 263H79V261H78ZM172 263H173V262H172ZM226 263H227V262H226ZM159 264H160V263H159ZM170 264H171V263H170ZM176 264H177V263H176ZM239 264H240V263H239Z\"/></svg>",
  "mask_w": 264,
  "mask_h": 264
}]
</instances>
